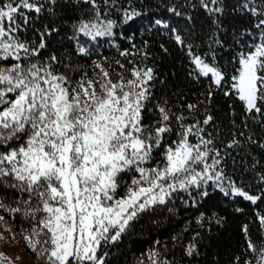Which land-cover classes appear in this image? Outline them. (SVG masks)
Segmentation results:
<instances>
[{"label":"snow or ice","instance_id":"snow-or-ice-1","mask_svg":"<svg viewBox=\"0 0 264 264\" xmlns=\"http://www.w3.org/2000/svg\"><path fill=\"white\" fill-rule=\"evenodd\" d=\"M86 2L93 6V18L73 25L77 34L92 40L111 36L114 22L104 20L97 0ZM221 2L200 0V5L216 16L223 12ZM240 7L264 17V0H243ZM43 11L42 0H0V189L11 190L16 197L15 207L0 198V210L20 214L29 224L21 228L22 238L45 264H106L108 252L103 249L117 242L130 222L155 205H165L180 191L191 197L194 189L207 197L211 186L253 204L264 196L249 194L226 175L223 165L230 153L217 148L204 128L213 121L212 115L205 108L202 121L195 117L202 102L188 104V115L173 112L167 101L157 103L158 118L144 122V113L152 111L148 107L153 99L152 68L133 66L125 70L127 78L116 73L114 81L102 64L94 62L99 71L92 78L84 73L73 80L76 69L70 64L59 71L55 55L41 60L47 30L40 33L38 45L21 33L30 24L28 13L38 18ZM138 14L125 11L124 18ZM255 27L258 42L249 45L251 51L238 53L239 67L231 76L230 91L225 92L236 95L247 113H261L258 102L264 104V19ZM174 39L187 48L197 77L211 75L216 86L222 85L225 77L218 66L194 54L182 35L174 34ZM78 53L87 50L79 47ZM211 95L209 90L207 98ZM190 118L193 122L186 123ZM173 134L176 139L170 140ZM247 139L255 143L250 135ZM240 146L234 136L225 149ZM259 179L264 182V175ZM121 187L124 195L117 196ZM257 219L264 231V216ZM243 231L245 251L253 255L244 264H264V239L257 246L247 226ZM195 251L192 244L185 249L188 256ZM5 261L11 264L0 253V264ZM136 264L173 262L153 247Z\"/></svg>","mask_w":264,"mask_h":264},{"label":"trees","instance_id":"trees-1","mask_svg":"<svg viewBox=\"0 0 264 264\" xmlns=\"http://www.w3.org/2000/svg\"><path fill=\"white\" fill-rule=\"evenodd\" d=\"M42 2L44 11L38 18L35 13H28L30 24L21 33L22 38L38 45L40 33L47 30L43 37L46 47L39 54L41 60L55 55L60 62L59 71H64V64H70L76 69L71 73L73 80L84 73L92 78L99 71L95 63L102 64L114 81L116 73H123L127 78L129 73L125 70L133 66L152 68L155 79L149 81V86L153 99L148 105L152 111L144 113V122L151 123L158 118L154 107L157 103L167 101L173 112L183 111L188 115V104L202 102L195 117L202 121L205 108L212 115L213 121L204 128L206 133H211L217 148L230 153L223 165L226 175L251 195L264 193V182L259 179L264 175V147H261L264 145V104L258 102L261 113H247L236 95H225L230 91L231 76L239 67L238 53L251 51L249 45L258 42L255 24L264 17H254L242 9L243 0H222L223 12L216 16L201 7L200 0H108L107 3L97 0L104 20H112L114 26L111 36L92 40L77 34L73 27L82 19L93 18V6L86 0ZM133 10L139 14L125 20V11ZM157 20L162 23L157 25ZM174 34L182 35L194 54L221 69L225 77L221 86H216L210 75L197 77L198 69L193 71L195 65L187 48L175 41ZM79 47L87 53L79 54ZM125 51L129 55L121 54ZM209 90L210 99L207 98ZM192 122L191 118L186 121ZM249 135L255 143L248 141ZM234 136L241 141V146L225 149ZM169 139H176L175 134ZM124 191L123 187L119 188L117 196H123ZM190 191L191 197L180 191L165 205H155L140 213L117 242L103 249L108 252L106 264H136L141 254L153 247L173 264H244L246 258L252 259V253L245 251L243 229L247 226L248 236L259 246L264 231L257 216H264V196L253 204L242 197L225 196L211 186L207 197H201L197 190ZM0 198L16 206L15 193L11 190L0 189ZM0 216L11 230L9 236L17 235L30 257L44 261L29 250L22 238L21 228L29 227L23 217L3 210ZM190 244L196 251L188 256L185 249Z\"/></svg>","mask_w":264,"mask_h":264},{"label":"rangeland","instance_id":"rangeland-1","mask_svg":"<svg viewBox=\"0 0 264 264\" xmlns=\"http://www.w3.org/2000/svg\"><path fill=\"white\" fill-rule=\"evenodd\" d=\"M7 228V223L3 219H0V236L3 237V239H0V253L10 258L11 264H45V261L30 257L17 235L14 236L15 239H11L13 235L9 236ZM5 264H8V261H5Z\"/></svg>","mask_w":264,"mask_h":264}]
</instances>
